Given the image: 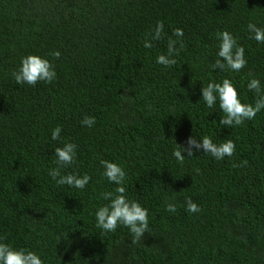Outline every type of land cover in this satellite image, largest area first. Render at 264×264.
Returning <instances> with one entry per match:
<instances>
[{
	"label": "trees",
	"instance_id": "obj_1",
	"mask_svg": "<svg viewBox=\"0 0 264 264\" xmlns=\"http://www.w3.org/2000/svg\"><path fill=\"white\" fill-rule=\"evenodd\" d=\"M158 21L164 36L145 48ZM250 22L264 28V0H0V242L44 264H264V109L225 127L219 102L207 107L201 92L228 78L241 102L255 103L247 83L255 77L264 88V44ZM224 30L245 49L239 72L211 68ZM169 37L184 48L165 67L156 57ZM29 54L53 64L52 83L16 84L11 73ZM85 116L94 126L81 124ZM193 136L230 139L236 152L223 160L184 152L180 164L173 151ZM66 142L77 160L61 174H88L84 189L48 175ZM101 160L125 170L127 198L148 209L137 243L123 225L96 227V210L110 202L101 193L117 187ZM186 198L201 211H186Z\"/></svg>",
	"mask_w": 264,
	"mask_h": 264
},
{
	"label": "clouds",
	"instance_id": "obj_2",
	"mask_svg": "<svg viewBox=\"0 0 264 264\" xmlns=\"http://www.w3.org/2000/svg\"><path fill=\"white\" fill-rule=\"evenodd\" d=\"M248 31L252 33V38L258 43L264 44V28L257 27L254 23L248 24ZM163 21H158L154 31L145 34L144 47L152 48V40H161L164 36ZM173 36L182 38L183 29H173ZM217 39L220 41L218 59L211 65L212 70H232L239 72L247 65L245 59V49L238 45L236 38L227 30L218 31ZM179 43V48L176 47ZM184 44L174 40L171 37L167 42V53L160 54L156 57V63L165 67L174 66L178 56L183 50ZM51 55L58 59L61 53L56 50ZM17 85L28 84L35 86L38 82L52 83L56 77V71L53 64L46 58L39 55L29 54L21 58V64L17 70L11 73ZM252 76L251 73H249ZM247 89L255 93V103H243L239 98V92L228 78H224L222 82H209L206 87L201 88L202 99L207 107L212 108L219 102V107L224 113L219 123L225 127H237L243 125L245 121L255 119L257 113L264 109V88L261 86L259 79L252 77L247 83ZM81 124L91 128L95 124V117L85 116ZM61 126H57L51 130V138L60 140ZM203 150L210 154L216 160H223L225 157H232L236 152V144L232 140H226L223 143L216 144L211 137L204 136L202 140H197L194 136L189 137L187 146L177 144L173 151L176 160L183 164L186 157L182 153L186 152L187 157L194 156V151ZM57 167L49 170L48 175L56 182L57 185H68L77 189H84L89 183L91 177L88 174L79 176L75 173L61 174V170L71 166L77 160V145L72 142H66L62 147L54 149ZM104 168L103 176L111 183L117 185L114 191H105L101 193L104 200L110 201L108 204L99 207L95 212L96 227L104 232H115L119 225L127 227L132 240L131 243L139 242L140 238L148 232L149 220L148 209L140 205L135 200H129L126 196V188L123 186L126 173L125 170L115 162L101 160ZM246 164V161L243 162ZM186 211L190 213H198L201 208L186 198ZM165 210L169 212L176 211V205L166 203ZM2 239V238H0ZM0 264H44L40 255L35 251L27 249H14L10 245L0 242Z\"/></svg>",
	"mask_w": 264,
	"mask_h": 264
}]
</instances>
